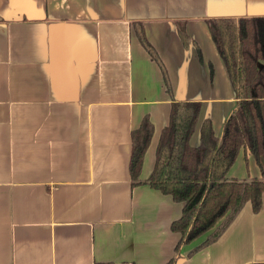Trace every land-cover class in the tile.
<instances>
[{"label": "crops", "instance_id": "1", "mask_svg": "<svg viewBox=\"0 0 264 264\" xmlns=\"http://www.w3.org/2000/svg\"><path fill=\"white\" fill-rule=\"evenodd\" d=\"M253 16H264V0H0V264L172 258L182 204L133 186L130 174L132 132L150 117L145 181L172 103L133 22L166 65L174 97L202 102L196 146L204 118L221 136L236 105L207 20ZM243 153L247 164L254 156ZM199 242L176 264H264V208L248 203L217 241L187 256Z\"/></svg>", "mask_w": 264, "mask_h": 264}, {"label": "trees", "instance_id": "2", "mask_svg": "<svg viewBox=\"0 0 264 264\" xmlns=\"http://www.w3.org/2000/svg\"><path fill=\"white\" fill-rule=\"evenodd\" d=\"M207 24L225 63L236 105L224 122L221 136L215 134L211 117H205L199 144L194 146L191 139L202 102L174 97L166 65L149 41L143 23L133 22L139 41L159 65L172 98L169 124L162 130L155 166L147 180L142 181L140 175L154 133L148 115L132 132L130 158L133 186L145 183L182 204L180 217L171 225L181 238L175 255L165 264H176L183 257L184 245L200 241L187 253L191 256L217 241L248 203L255 213L264 208V16L214 17ZM179 32L188 46L186 29L181 26ZM196 47L201 57L200 47ZM243 150L256 158L261 177L248 180L228 176Z\"/></svg>", "mask_w": 264, "mask_h": 264}, {"label": "rangeland", "instance_id": "3", "mask_svg": "<svg viewBox=\"0 0 264 264\" xmlns=\"http://www.w3.org/2000/svg\"><path fill=\"white\" fill-rule=\"evenodd\" d=\"M228 176L230 178L251 180L255 177H261V170L255 157H252L249 160V163L246 164L243 153L229 172Z\"/></svg>", "mask_w": 264, "mask_h": 264}]
</instances>
